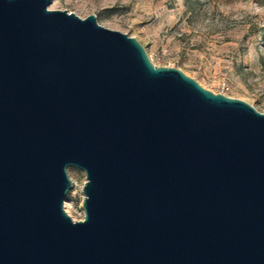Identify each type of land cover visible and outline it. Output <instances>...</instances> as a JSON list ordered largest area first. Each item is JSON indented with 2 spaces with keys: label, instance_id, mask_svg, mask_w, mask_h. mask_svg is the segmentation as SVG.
Instances as JSON below:
<instances>
[{
  "label": "water",
  "instance_id": "obj_1",
  "mask_svg": "<svg viewBox=\"0 0 264 264\" xmlns=\"http://www.w3.org/2000/svg\"><path fill=\"white\" fill-rule=\"evenodd\" d=\"M52 2L0 0V264H264V112Z\"/></svg>",
  "mask_w": 264,
  "mask_h": 264
},
{
  "label": "rangeland",
  "instance_id": "obj_2",
  "mask_svg": "<svg viewBox=\"0 0 264 264\" xmlns=\"http://www.w3.org/2000/svg\"><path fill=\"white\" fill-rule=\"evenodd\" d=\"M49 8L95 13L99 24L135 37L156 65L264 112V0H53ZM68 172L67 212L80 220L86 175Z\"/></svg>",
  "mask_w": 264,
  "mask_h": 264
},
{
  "label": "built area",
  "instance_id": "obj_3",
  "mask_svg": "<svg viewBox=\"0 0 264 264\" xmlns=\"http://www.w3.org/2000/svg\"><path fill=\"white\" fill-rule=\"evenodd\" d=\"M67 205H68V200L65 201V209H66V211H68V210H67ZM82 219H83V218H82Z\"/></svg>",
  "mask_w": 264,
  "mask_h": 264
}]
</instances>
